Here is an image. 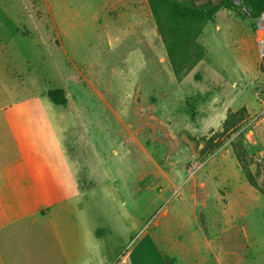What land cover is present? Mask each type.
<instances>
[{"label":"rangeland","instance_id":"rangeland-1","mask_svg":"<svg viewBox=\"0 0 264 264\" xmlns=\"http://www.w3.org/2000/svg\"><path fill=\"white\" fill-rule=\"evenodd\" d=\"M111 2L124 10L130 0H0V101L3 86L13 95L60 88L101 119L103 164L139 219L120 207L127 228L104 221L101 204L109 205L92 202L105 243L95 248L114 251L127 230L149 222L173 264L184 260L183 231L214 239L224 264H264L237 236L240 224L256 228L254 217L264 215V0L221 7L197 38L204 57L179 79L155 23L153 31L145 24L130 30L132 40L111 26L124 43L105 44L99 23L107 14L110 21ZM65 111L69 120L72 110ZM97 142L86 154L96 153ZM231 203L250 222L234 219Z\"/></svg>","mask_w":264,"mask_h":264},{"label":"crops","instance_id":"crops-1","mask_svg":"<svg viewBox=\"0 0 264 264\" xmlns=\"http://www.w3.org/2000/svg\"><path fill=\"white\" fill-rule=\"evenodd\" d=\"M137 2L130 0L124 10L109 3V8L114 4V11L108 12L111 19L107 14L99 23L107 46L117 49L124 43L122 36L110 34L111 26L124 30L126 40H132L130 30H139L143 24L154 30L147 0ZM110 60L118 61L119 56ZM3 89L7 97L0 101V264H168V252L149 222L142 231L127 230L124 241L114 251L95 248L97 243H105L101 234H96L99 220L94 221L92 216V202L109 205L106 209L101 204L104 221L110 223L115 218L122 222L120 226L128 227L120 207L131 220L139 217L132 214L130 201L122 197L118 181L109 176L103 164L105 129L100 118L88 116V105L72 102L67 96L65 104H56L47 96V90L13 95L10 87ZM89 105L94 108V104ZM67 107L72 110L69 120ZM92 140L104 142L105 149L99 148L97 142L96 153L86 154L85 148L89 149ZM113 153L114 150L110 154ZM90 158L98 164L89 165ZM235 207L228 205L232 217L250 222L249 214L242 216L239 207ZM258 215L259 220H253L261 224L253 229L240 224L243 229L237 236L243 244H252V253L264 260V215L261 211ZM191 234L197 238L194 250L188 241ZM213 240L202 231L180 233L178 241L184 260L178 264H224L219 261L220 253Z\"/></svg>","mask_w":264,"mask_h":264},{"label":"trees","instance_id":"trees-1","mask_svg":"<svg viewBox=\"0 0 264 264\" xmlns=\"http://www.w3.org/2000/svg\"><path fill=\"white\" fill-rule=\"evenodd\" d=\"M230 0H147L156 29L176 78L188 73L205 55L197 42L202 28ZM47 96L56 104H65L60 88L49 89ZM168 264H173L166 257Z\"/></svg>","mask_w":264,"mask_h":264},{"label":"built area","instance_id":"built-area-1","mask_svg":"<svg viewBox=\"0 0 264 264\" xmlns=\"http://www.w3.org/2000/svg\"><path fill=\"white\" fill-rule=\"evenodd\" d=\"M260 42H261V43H263V42H264L262 38H261ZM260 51H262V48L260 49ZM261 53H262V52H261Z\"/></svg>","mask_w":264,"mask_h":264}]
</instances>
